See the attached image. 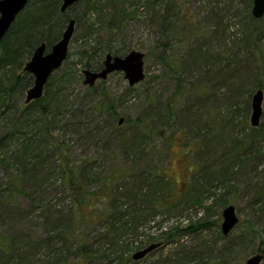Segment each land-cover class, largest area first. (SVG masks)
Listing matches in <instances>:
<instances>
[{
    "label": "rangeland",
    "instance_id": "obj_1",
    "mask_svg": "<svg viewBox=\"0 0 264 264\" xmlns=\"http://www.w3.org/2000/svg\"><path fill=\"white\" fill-rule=\"evenodd\" d=\"M109 1L79 0L67 11L70 17L64 19V26L70 18L75 20L68 58L50 79L65 80L60 81L67 101L63 118L72 125L52 134L49 130V135H61L70 144L66 155L70 162L87 161L95 171L103 172L114 166L111 159H119L117 167L133 170L129 179L108 186L120 193L107 201L113 213L117 207L124 210L138 205V194L135 198L128 190L134 180L139 187L135 189L145 190L144 198L148 196L143 205L157 204L161 191L168 197V182L156 186L151 178L139 181L156 171L170 177L168 181L181 193L178 209L167 206L162 210L156 205L154 210L159 212L151 219L153 223L143 225L135 236L129 232L124 237L129 250L125 256L130 259L126 264H172L164 261L177 253L176 247L165 244L167 236L202 221L212 223L211 229L200 236L178 237L179 244L187 247L213 237L218 241L210 252L197 251L190 264H245L259 254L264 264V215H252V204L264 203V16L252 17V0ZM107 41L112 51L122 54L119 57L131 51L144 55L141 83L129 87L123 73L114 72L92 88L83 85L82 72L98 71L95 66L111 54L105 48ZM93 55L97 58L92 59ZM58 78L53 81L55 86ZM257 91L263 93L262 114L259 126L252 127L251 102ZM102 94L113 108L103 113L90 111ZM51 101L54 112L57 103L55 98ZM28 119L38 121V112L31 109ZM73 122L86 124L74 127ZM38 141L43 142L41 148L46 147V157L51 156L52 145L42 135ZM3 174L0 170V179ZM44 178L48 183L52 180L49 174ZM103 178L93 180L87 190L93 192L91 185L98 186ZM119 184L124 186V195ZM55 194L49 196L54 210H48L47 218L39 216L40 205L33 211L38 200L34 195L7 207L2 229H28L41 235L42 223L62 221L55 211L69 205L63 190ZM228 206L235 208L239 222L225 242L220 225ZM230 242L235 249L222 256L221 248ZM152 243H159V248L142 260H132Z\"/></svg>",
    "mask_w": 264,
    "mask_h": 264
},
{
    "label": "trees",
    "instance_id": "obj_2",
    "mask_svg": "<svg viewBox=\"0 0 264 264\" xmlns=\"http://www.w3.org/2000/svg\"><path fill=\"white\" fill-rule=\"evenodd\" d=\"M61 3L62 0H29L26 8L17 16L0 43V72H2L0 73V118L2 119L0 122V170L4 173L0 179V264H126L130 262V259L128 260L125 256L129 250L124 246V237L129 232L135 236L139 228L150 224L151 219L159 212L154 210L156 205L159 204L162 210L167 206L178 209L179 206L176 203L181 193L178 194L172 181H168L170 177L166 178L164 172L156 171L155 176L145 175L146 179L141 177L139 181L144 183L151 178L156 186L159 184L163 186L165 181L168 182V197H165V194L162 195L163 191H161L157 204L151 202L143 205L148 196L144 198L145 190L135 189L139 187L136 184L138 180L136 182L134 180L128 190L133 191L131 194L135 198L138 194V205L124 207L126 210L117 207L113 213L106 207L107 201L113 194L119 196L120 193L117 189L108 186L115 180L129 179L133 170L117 167L115 161L119 159H111L109 162H113L114 166L107 170L101 169L103 172L95 171L93 163L88 164L87 161L78 164L70 162L66 157L70 154V144L64 141V138L61 139V135L59 137L49 135V130L52 134L59 129L65 131L72 125V123L71 125L66 123L63 118V110H67L64 106L67 101L62 89L64 84L60 83L65 81L63 77H55L58 78L56 86L53 83L55 78H49L43 96L37 101L25 104V94L33 86L34 80L30 74L23 71L24 66L40 45L44 44L46 52H49L61 38L66 28L64 19L70 17L67 12H60ZM106 47L109 53L116 56L122 55L111 50L110 41L106 42ZM96 58L97 56L93 55L92 59ZM95 67L99 71L102 65ZM64 77L67 78V76ZM59 84L62 85L59 87ZM50 89L52 90L49 91ZM92 90L95 94H100L99 90ZM53 96L57 103V109L54 112L51 111V106H55V102L51 101L54 99ZM101 96L104 95H100V98ZM72 107H75L74 104ZM112 108L107 98L102 97L93 107H89V110L103 113ZM31 109L38 112L40 117L38 121L28 119ZM17 113L20 118L13 117ZM85 124L86 122H78L76 125L73 122L74 127H82ZM3 130L5 132L2 134ZM39 135L45 137V143L49 142L52 145L51 156L46 157V147L41 148L43 142L38 141ZM55 156L56 159H52ZM45 174H49L52 178L50 183L44 178ZM101 178L103 180L98 186L91 185L95 189L92 190L93 192L87 190L93 180ZM30 182H34L35 185ZM60 190L66 193L64 199L69 202L65 209L55 211L58 219H63L62 221L43 222L40 226L43 227L41 235H36L28 229L22 232L2 229L7 222V216H5L7 207L13 208L21 203L22 198L34 195L38 200L33 211L37 212L40 205L39 216L47 218L48 210H54L50 208L52 204L49 196L57 194ZM119 191L124 195V186L121 184H119ZM166 198L170 199V202ZM259 202L252 204L254 207L252 215L255 213L264 215V203L258 206L262 203ZM252 219L254 220V217ZM211 226L212 223L202 221L197 225L187 226L183 230L173 228L174 232L167 236L165 244L176 247L177 253L164 261L172 264H190L196 259L197 251H212L218 241L214 239L215 237L212 241L197 242L187 247L179 244L180 239H178L188 235L200 236L203 230H210ZM92 229L97 230L92 232ZM230 238L229 234L223 240L229 242ZM231 242L226 246L224 244L221 248L222 256L235 249L234 243Z\"/></svg>",
    "mask_w": 264,
    "mask_h": 264
},
{
    "label": "water",
    "instance_id": "obj_3",
    "mask_svg": "<svg viewBox=\"0 0 264 264\" xmlns=\"http://www.w3.org/2000/svg\"><path fill=\"white\" fill-rule=\"evenodd\" d=\"M79 0H62L60 12L65 13L70 7ZM167 1V0H164ZM29 0H0V43L9 31L17 16L26 8ZM251 15L254 19H260L264 16V0H252ZM75 21L70 20L67 23L59 41L54 44L49 52H45V45H40L32 54L30 60L25 64L23 71L33 77V86L26 92L25 104L37 101L42 97L44 87L50 76L61 67L68 56V46L74 33ZM144 55L137 51H131L124 57L105 56L102 63V69L98 72L84 70L83 85L93 87L97 81H104L111 73H123L124 80L129 87L141 83L144 78ZM262 91H257L252 97L251 110L252 115L250 124L252 127L259 126V119L262 114ZM122 121L119 122V124ZM222 223L220 231L223 237L228 236L236 227L239 220L236 216L235 208L228 206L222 211ZM158 244H152L136 252L132 260L139 261L145 258L149 253L156 250ZM263 256L261 254L249 258L245 264H261Z\"/></svg>",
    "mask_w": 264,
    "mask_h": 264
},
{
    "label": "flooded vegetation",
    "instance_id": "obj_4",
    "mask_svg": "<svg viewBox=\"0 0 264 264\" xmlns=\"http://www.w3.org/2000/svg\"><path fill=\"white\" fill-rule=\"evenodd\" d=\"M167 1H168V0H167ZM67 11H68V10H67ZM67 11H66V12H67ZM66 12H65V13H66ZM70 20H74V19H73V18H70V19L68 20V22H69ZM74 21H75V20H74ZM68 22H67V23H68ZM74 26H75V25H74ZM110 55H111V54H110ZM112 56H113V55H112ZM101 69H102V67H101ZM101 69H100V70H101ZM100 70H99V71H100ZM90 72H92V71H90ZM96 72H98V71H96ZM46 84H47V83H46ZM95 84H96V83H95ZM89 88H90V87H89ZM91 88H92V87H91ZM43 93H44V91H43ZM25 96H26V94H25ZM42 96H43V94H42ZM24 102H25V100H24Z\"/></svg>",
    "mask_w": 264,
    "mask_h": 264
}]
</instances>
